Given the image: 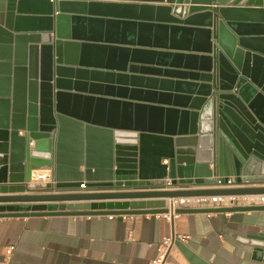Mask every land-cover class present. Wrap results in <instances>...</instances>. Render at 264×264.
Returning <instances> with one entry per match:
<instances>
[{"label": "water", "instance_id": "95a60500", "mask_svg": "<svg viewBox=\"0 0 264 264\" xmlns=\"http://www.w3.org/2000/svg\"><path fill=\"white\" fill-rule=\"evenodd\" d=\"M241 1L0 0V193H48L0 196L12 204L0 216L162 215L175 198L264 196V11L229 7ZM43 168L52 183L29 185ZM214 176L248 185L206 188ZM122 199L156 201L22 206ZM253 247L264 264V236Z\"/></svg>", "mask_w": 264, "mask_h": 264}, {"label": "crops", "instance_id": "0c3cea01", "mask_svg": "<svg viewBox=\"0 0 264 264\" xmlns=\"http://www.w3.org/2000/svg\"><path fill=\"white\" fill-rule=\"evenodd\" d=\"M100 1L106 2L107 0ZM241 3L248 6L229 7L231 9H260L264 11V2H262L261 8H257L259 5L257 0H242L239 4ZM38 13V11H23L24 16L37 15ZM38 29L28 25L23 26L25 31ZM47 171L51 172L53 181V169L43 168L31 172L32 179L29 185L51 183L49 180L35 179L38 175L47 174ZM79 189L81 190L77 193L106 192H87L83 183L80 184ZM135 191L149 190H131V192ZM38 193L48 194L30 190L22 193H0V196ZM140 201L148 203L156 200L67 201L31 203L22 204V206ZM167 202L168 200H166ZM1 205L12 204L0 203ZM15 215H19V213ZM38 215L41 214L23 217L0 216V264L8 248H12L8 264H149L157 256L162 239L173 235L187 237L182 243L189 249L192 259L186 258L177 247L173 246L165 264H198V262L206 264H262L257 256H254L253 243L255 239L264 236V211L179 214L173 220H167L161 215L150 214Z\"/></svg>", "mask_w": 264, "mask_h": 264}, {"label": "built area", "instance_id": "2783aa9c", "mask_svg": "<svg viewBox=\"0 0 264 264\" xmlns=\"http://www.w3.org/2000/svg\"><path fill=\"white\" fill-rule=\"evenodd\" d=\"M30 145H32V142H30ZM213 178L216 180V182L212 185L205 186L206 188H233V187H242V186L248 185V184H245L244 182L238 183L235 177L229 176L223 179V178L214 176ZM35 179L39 181L49 180L52 183L50 171H47V174L45 175L36 176ZM185 188H188V187L182 186V185H177L173 187L169 181L164 182V185H163V189H185ZM256 198H257V203L264 204V196H257ZM231 199L232 198L230 197L175 198V199L168 200L167 206H166L167 213L162 214L161 216L167 220H173L179 216V214L175 213V210L179 207H182V208H213V207H223V206L229 207L233 205L232 204L233 201H231ZM227 203H230V204L226 205ZM186 239H187L186 236H176V235L163 238L158 247L157 256L149 264H165L168 253L170 249L174 246V241L178 240L180 242H184ZM11 254H12V248H8L5 251V255H4V258L1 264H8Z\"/></svg>", "mask_w": 264, "mask_h": 264}, {"label": "bare ground", "instance_id": "6f19581e", "mask_svg": "<svg viewBox=\"0 0 264 264\" xmlns=\"http://www.w3.org/2000/svg\"><path fill=\"white\" fill-rule=\"evenodd\" d=\"M245 203H242V205H249V204H257V198L256 197H245L243 198Z\"/></svg>", "mask_w": 264, "mask_h": 264}, {"label": "rangeland", "instance_id": "374dc122", "mask_svg": "<svg viewBox=\"0 0 264 264\" xmlns=\"http://www.w3.org/2000/svg\"><path fill=\"white\" fill-rule=\"evenodd\" d=\"M231 201H233V205H242V203H245V201L243 200V197H234L231 199ZM230 203H227L226 205H229ZM232 205V206H233Z\"/></svg>", "mask_w": 264, "mask_h": 264}]
</instances>
